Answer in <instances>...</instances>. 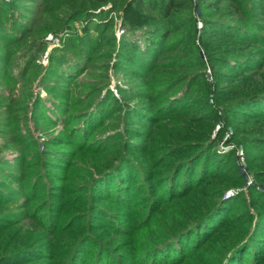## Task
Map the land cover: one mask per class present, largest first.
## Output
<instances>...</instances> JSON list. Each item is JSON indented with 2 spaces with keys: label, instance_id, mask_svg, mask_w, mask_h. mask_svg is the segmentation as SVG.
<instances>
[{
  "label": "rangeland",
  "instance_id": "obj_1",
  "mask_svg": "<svg viewBox=\"0 0 264 264\" xmlns=\"http://www.w3.org/2000/svg\"><path fill=\"white\" fill-rule=\"evenodd\" d=\"M138 2L111 0L106 5L90 8V15H72L68 0H0V157L5 158L0 160V193L7 192L4 198H9L0 199V218L7 213L12 218V222L7 220V226L0 228L2 261L73 264L71 254L77 237L89 228L97 242L106 245L113 254L114 259H110L109 264H134L131 260L139 239L136 230L146 219L148 205L136 201L135 207L122 218V228L118 230L107 225L111 218L107 222L102 209L115 212L120 207L103 193V186L99 183L90 191L84 189L90 187V181L98 176L102 167H109L121 155L130 156L139 166L143 165L144 153L138 150L141 146L137 142L158 133L159 122L165 123L160 128L158 143L165 144L166 136L173 129L184 127V131L189 132L185 138L194 143L206 141L201 135L209 129L210 140L216 141L217 154H227L224 148L230 146L237 158V149H242L252 185L240 184L235 164L231 163L222 171L225 178L236 183H232L223 197L240 203L245 201L251 213L256 212L258 207L251 206L250 202L253 191L264 195V180L258 179L255 173L264 170L261 167L264 145H247L242 139L251 140L248 127L259 122L242 117L241 114H246L242 112L250 111L246 107L239 115L226 117V105L251 94V83L264 81L260 76H249L253 65L245 62L262 60L259 51L264 46L262 39L258 41V34L219 29V33L233 32L222 36L214 31L218 29L213 24L232 21L242 27L249 26L258 7H252L250 0H187L179 18L180 23L185 24L187 20L190 23L167 40L155 68L142 77L141 73L132 72L133 69L141 71L133 61L138 57L122 45L124 39L136 38L139 34L133 30L147 22L143 21L146 10L140 11ZM261 18L264 24V11ZM141 45V51H145L146 47ZM237 58L245 59L239 62L249 66L233 74L227 64ZM74 64L80 69L66 83L61 77L66 78V70ZM218 70H226L231 76L218 77ZM130 91H134L135 96H131ZM145 91L150 96L158 91L156 98L173 92L184 97L188 91L190 97L181 99L179 106L191 122L180 114L172 116L174 119L156 118L155 122L138 117L133 112L139 105L149 107L151 104L137 96ZM108 94H111L110 100L96 113L98 122L92 117L86 126L84 121L74 120L83 106H95ZM165 98L162 96L159 104ZM56 100L65 101L64 112L73 113V117L50 121L45 108L53 107ZM199 100L206 104L198 103ZM187 105L194 111L189 113ZM197 108L199 112L204 110L205 116L215 113L216 118L200 123L204 116H201L203 113L196 115ZM237 119L246 120L250 125L239 123ZM84 124L85 128L93 126L89 133L83 134L90 136L87 143L83 142L80 131V135L75 133ZM261 128L259 132H264V127ZM90 132L95 133L90 135ZM103 150L107 154L100 155ZM142 180L151 184L147 178ZM29 201L30 206L24 207ZM56 201L60 202L57 207L61 216L54 232L56 228H52V223L54 226L57 219L48 217V206L49 202L53 205ZM71 215L74 219L70 220H75L72 225L67 223ZM132 221L133 224L138 221L137 226L132 227ZM94 247L95 244H91L88 252L95 250ZM88 252L81 260L77 257L76 262H90Z\"/></svg>",
  "mask_w": 264,
  "mask_h": 264
},
{
  "label": "trees",
  "instance_id": "obj_2",
  "mask_svg": "<svg viewBox=\"0 0 264 264\" xmlns=\"http://www.w3.org/2000/svg\"><path fill=\"white\" fill-rule=\"evenodd\" d=\"M110 1L68 0V6L71 12L74 13L72 15H81L82 13L90 15V8L106 5ZM186 1L139 0L137 7L140 11L146 10L147 15L143 16V21L147 22L145 26L133 30L134 33L138 32L139 34L136 38H126L128 40L124 39L122 42V45L129 53L138 57V60L135 58L133 61L137 67L141 68V71L133 69V74L139 72L142 77L147 76L146 72L155 68V63L161 59L162 47L167 40L177 33L182 26H185L187 22L190 23L188 20L185 24L180 23L181 18H179L181 9L184 8ZM250 1H252V7H258V9L254 12L249 26L242 27L232 21H218L213 24L216 27L215 29H218L214 31L219 33V29H238L243 33H255L259 35L258 41L262 39V46H264V37L261 38L260 36L264 31V24L261 21V14L264 11V7L261 5L262 3L264 4V0ZM153 12L157 14L152 15ZM190 21H193V19ZM224 26L227 28H222ZM239 31L236 33H242ZM227 33L233 32L224 30V33L219 34L226 36ZM141 43L146 47L145 51H141ZM259 52H261L262 60L247 59L245 62L250 61L249 65H253V71L249 76H260L264 80V48ZM242 60L245 59H233L232 62L227 64L230 66L231 73H238L241 67H245L246 63L239 62ZM79 69L80 66L74 64L68 71L66 70L67 77L64 78L63 76L61 79L68 83L70 77ZM220 71L218 70L217 72L218 77L231 76L230 73L227 74L228 72H225L226 70H223L224 72ZM254 84L251 83L249 86V89H252L251 94H246L243 98L235 102L233 100L226 105V117L233 118V116L229 115H239L242 108H249V112L247 110V112H242L246 113L241 114L242 117L253 118L255 120L251 121L259 122V125L253 124L248 127V134L252 136V139L247 140L245 138L242 141L246 142L247 145H264V132H259V130H262L261 126L264 127V89L262 88L264 87V81L260 80L257 84ZM203 92L206 93L207 91L204 90ZM134 93V91H130L131 96H135ZM140 93V95H137L138 97H144L151 102L149 107L147 104H142L133 112L141 119L155 122L156 118H160L162 121L164 116H167V119H174L172 116L180 114L184 116L188 123L191 122L190 118L181 112L182 106H179L181 105V99L190 97L188 91V94H185L184 97L177 96L174 92L171 95L164 93L162 96L166 98L160 104L159 101L162 96L156 98L158 91L151 96L146 91ZM110 95L108 94L103 100L101 98V102L98 104L96 102L97 105L95 104V106L90 104V106H83L79 114H76L74 120L84 121L86 126L90 122L89 118L93 117V121L98 122L99 115H96L98 108L104 107V103L110 100ZM198 103L206 104V101L199 100ZM66 104L63 100H56V104L53 107L47 106L45 108L47 118L50 121H58L67 116L69 118L73 117V113L64 112ZM187 108L189 113L194 111L190 105H187ZM174 112L175 114H172ZM62 113L65 116H62ZM195 113L196 115L203 113L201 116L204 117L201 118L200 123H205L204 120L213 121L216 118L215 113L205 116V111L201 109L199 112L198 108ZM236 121L250 125L246 120L237 119ZM164 123L159 122L157 124L158 133H154L152 136L147 135V140L144 142H137L141 146L138 150L144 153L143 165L139 166L138 162L134 161L130 156L121 155L109 167H102L98 176L93 177L92 181H90V187L84 189L90 191L93 186L100 183L104 188L102 190L103 193L107 194L106 196L111 199L110 201L120 207L115 212L105 207L102 209L105 212V220L109 222V218H111L112 223L110 222L107 225H112L114 229L117 228L119 230L122 228V218L128 215L129 210L135 207L136 201H140V205L143 203L148 205L145 214L146 219L139 223L136 230V236L138 235L139 239L136 249H134L136 252L132 256L131 261L134 264H264V195L252 190L253 198L250 205L258 207L254 214L251 213L245 201L240 203L239 200H228L223 197L224 192L232 186V183H236L231 178L224 177L222 171L224 167L226 169L230 167L231 163H234L235 175L241 181L240 184H244L238 172L235 150L227 154H217L216 141L210 140L209 129L206 130V134L201 135V139L207 140L199 143H194L189 138H185V135H188L189 132L188 130L184 131V127L173 129L167 136L165 134L167 139L165 144L158 143V138L162 133L160 128H162ZM86 126L84 124V126L78 127L77 131H75L76 134L79 131L81 132L85 143L89 142L90 136L89 134H86L88 136L83 134L89 133L90 129L93 128L91 124L85 128ZM207 127L211 128V125L208 124ZM91 133L94 134L95 132H90V135H93ZM102 152L104 153L100 152L99 154L106 153L105 150ZM177 154L182 155L176 158L175 155ZM3 159L5 158L0 157V160ZM261 165V167H264V162ZM255 173L258 179L264 180V170L256 171ZM73 174L74 172H72ZM142 178L149 179L151 184H147ZM36 184L35 180L32 186L33 191H35ZM33 191L32 194L35 193ZM4 193H0L2 201L9 199L4 198L8 195L7 192ZM7 201V203H12L11 200ZM50 202L48 217L53 216L54 219H57V223H54V226L52 223V228H56L55 232L59 227L58 222L61 216L57 207L60 202L56 201L53 205ZM25 203L24 207L30 206V201ZM123 207L127 209L124 210L125 212L122 210ZM9 214L7 213V216L0 218V228L7 226L5 221L8 220L10 222L12 220ZM73 215L67 220V223L71 225L75 221L70 220L74 219ZM154 215H157L156 218H154ZM130 216L133 217L134 215L130 214ZM137 222L133 224L132 221V227L137 226ZM84 231L77 237L74 245L73 253L71 254L73 264H75L76 259H83V255L88 252V247L91 244H95V250L88 252V256L90 255L92 260L87 264H109V260L113 258L110 249L106 245L98 243L99 241L91 229L86 228ZM79 252L81 253L80 255L78 254ZM7 263L12 264L11 261H2L0 258V264ZM76 264H79V260Z\"/></svg>",
  "mask_w": 264,
  "mask_h": 264
},
{
  "label": "built area",
  "instance_id": "obj_3",
  "mask_svg": "<svg viewBox=\"0 0 264 264\" xmlns=\"http://www.w3.org/2000/svg\"><path fill=\"white\" fill-rule=\"evenodd\" d=\"M231 149L232 148L230 146L224 148L226 152H229ZM236 155H237V163H238V172L241 175L245 186L250 187L252 185V178L246 168L245 153L243 152L242 149H237Z\"/></svg>",
  "mask_w": 264,
  "mask_h": 264
}]
</instances>
